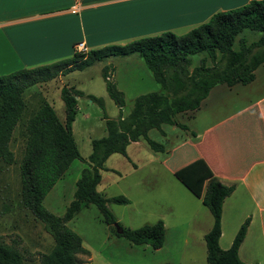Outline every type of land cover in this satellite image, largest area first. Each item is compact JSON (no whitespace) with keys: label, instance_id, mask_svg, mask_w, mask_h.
<instances>
[{"label":"trees","instance_id":"trees-1","mask_svg":"<svg viewBox=\"0 0 264 264\" xmlns=\"http://www.w3.org/2000/svg\"><path fill=\"white\" fill-rule=\"evenodd\" d=\"M245 31L262 33V37L251 44L242 37L238 48L234 49L238 37ZM132 54L143 58L161 92L136 98L126 118L106 119L107 136L92 142V154L87 161L82 158L72 131L78 114L77 97L84 95L81 91L62 88L65 122L44 100L25 124L26 149L20 163L21 204L44 225L55 242L52 251L43 255V264H84L79 256L90 255V252L67 224L89 205L98 208L116 236L125 237L132 244L150 245L154 250L163 247L166 229L162 220L134 230L121 226L109 204L128 205L130 201L124 196L105 198L99 194L97 187L101 183V172L106 170L105 163L111 155H125L132 143L145 140L153 149L164 151V145L152 141L149 132L153 129L161 131L163 125L189 131L187 125L177 123L175 116L198 110L217 85L246 86L255 80V72L264 64V0H252L240 8L216 13L184 35L166 32L123 46L108 45L86 53L75 52L72 57L49 65L0 76V165L15 163L10 142L26 111L25 93L28 89L83 71L98 61ZM199 55H203L200 64L191 70L192 57ZM109 69L105 67L103 70L106 88L122 109L125 96L110 79ZM89 98L103 108L102 99ZM192 135L196 137L194 132ZM75 160L86 161L88 167L77 182L74 200L65 215L58 217L49 212L43 202ZM234 191L235 186H227L216 177H212L206 186L203 205L214 218L212 229L205 235L208 264H248L241 260L239 250L250 219L242 224L229 249L220 246L223 204ZM0 264H24L23 254L15 245H7L0 239Z\"/></svg>","mask_w":264,"mask_h":264},{"label":"rangeland","instance_id":"rangeland-1","mask_svg":"<svg viewBox=\"0 0 264 264\" xmlns=\"http://www.w3.org/2000/svg\"><path fill=\"white\" fill-rule=\"evenodd\" d=\"M176 34L184 35L186 32L179 30ZM242 37L251 44L257 42L262 33L245 31L238 37L234 49L238 48ZM202 58L203 55L192 57L191 70L200 64ZM105 67L110 68V79L124 93L125 106L122 109L107 91L103 78ZM255 75V81L246 86L217 85L198 110L176 115L177 123L187 125L189 131L171 125H163L161 131L151 130L149 138L164 145V151H157L147 141L141 140L139 145L130 144L125 155L113 154L109 157L105 163L106 170L101 172L102 179L97 192L105 198L124 196L129 199L128 205L109 204L111 212L126 229H139L145 224L155 225L159 220L165 222V241L159 250L147 244H132L125 237L116 236L98 208L89 205L67 224L81 237L84 247L90 252V255L79 256L84 264H208L205 237L202 235L205 228H199L198 224L210 222L213 227V215L179 180L178 161L174 163L176 169L173 173L164 168L161 161L169 156L167 149L171 154L179 155L180 143H186L194 131L203 132L210 126L220 127L225 137V142L221 140L220 143L224 145L232 124L242 125L254 119L255 123L251 121L250 125L243 128L252 127L253 131L256 125H263L258 122V117L264 110V64ZM61 77L64 78L59 77L26 91L27 108L10 142L15 163L0 165V239L21 251L24 264H43V255L49 254L55 245L44 225L21 204L20 163L26 149L25 124L41 102L46 100L51 104L59 119L65 122L62 88L75 89L84 94L77 97L78 114L72 124V131L78 150L87 161L92 154V142L107 136L106 119L126 118L136 98L161 92L160 85L138 54L111 57L83 71ZM89 96L102 99L103 108ZM86 161H73L46 196L43 205L49 212L58 217L65 215L74 200L82 171L88 167ZM239 219L237 211L230 208L225 210L222 246L231 247L229 242H233L240 228ZM241 259L245 263L264 264V244L249 241Z\"/></svg>","mask_w":264,"mask_h":264},{"label":"crops","instance_id":"crops-1","mask_svg":"<svg viewBox=\"0 0 264 264\" xmlns=\"http://www.w3.org/2000/svg\"><path fill=\"white\" fill-rule=\"evenodd\" d=\"M250 1L206 0L183 10L166 12L125 7L131 0H34L18 7L6 5L0 12V76L70 58L80 42L90 51L166 32L188 33L216 13L240 8ZM259 116L258 122L263 125H256L254 131L252 127L243 129L251 121L255 123L254 119L229 126L230 135L224 145L220 143L225 142L220 127L194 131L196 137L180 143L179 155L167 149L169 156L161 161L172 173L178 161L179 180L202 203L212 177L235 186L223 204L220 245L229 248L222 246V238L225 210L230 208L240 214V227L250 219L240 258L249 241L264 244V110ZM200 223L199 228H205L202 231L205 237L212 224Z\"/></svg>","mask_w":264,"mask_h":264},{"label":"snow or ice","instance_id":"snow-or-ice-1","mask_svg":"<svg viewBox=\"0 0 264 264\" xmlns=\"http://www.w3.org/2000/svg\"><path fill=\"white\" fill-rule=\"evenodd\" d=\"M33 2L34 0H0V12L4 10L6 5L9 7H18ZM204 2L206 0H131V3L125 7L166 12L183 10L188 6Z\"/></svg>","mask_w":264,"mask_h":264},{"label":"built area","instance_id":"built-area-1","mask_svg":"<svg viewBox=\"0 0 264 264\" xmlns=\"http://www.w3.org/2000/svg\"><path fill=\"white\" fill-rule=\"evenodd\" d=\"M75 51L78 53H86L87 52V48L85 46V44L83 42H80L76 45L75 47Z\"/></svg>","mask_w":264,"mask_h":264},{"label":"water","instance_id":"water-1","mask_svg":"<svg viewBox=\"0 0 264 264\" xmlns=\"http://www.w3.org/2000/svg\"><path fill=\"white\" fill-rule=\"evenodd\" d=\"M117 228V230H118V232H119V228L118 227H116Z\"/></svg>","mask_w":264,"mask_h":264}]
</instances>
